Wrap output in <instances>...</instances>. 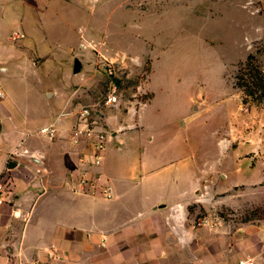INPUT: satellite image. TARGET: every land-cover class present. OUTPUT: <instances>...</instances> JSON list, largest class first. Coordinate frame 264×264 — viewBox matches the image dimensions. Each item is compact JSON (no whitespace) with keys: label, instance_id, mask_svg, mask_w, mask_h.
<instances>
[{"label":"rangeland","instance_id":"obj_1","mask_svg":"<svg viewBox=\"0 0 264 264\" xmlns=\"http://www.w3.org/2000/svg\"><path fill=\"white\" fill-rule=\"evenodd\" d=\"M16 2L5 50L15 64L0 73V175L34 161L29 142L49 143L38 125L90 105L96 125L124 139L105 156L110 175L201 176L185 208L193 240L157 264H239L263 251L264 101L244 103L236 76L250 54L264 72V0ZM110 66L118 102L105 105Z\"/></svg>","mask_w":264,"mask_h":264},{"label":"crops","instance_id":"obj_2","mask_svg":"<svg viewBox=\"0 0 264 264\" xmlns=\"http://www.w3.org/2000/svg\"><path fill=\"white\" fill-rule=\"evenodd\" d=\"M16 6V0H0V64L3 55L9 56L4 60L9 62L8 66H0V73L4 69V74L14 66L10 64H15L12 56L17 54L5 52L11 47L8 38ZM59 115L54 122L38 125L39 131L57 124L59 134L52 139L47 137L49 143L41 147L29 142L34 161L17 163L10 173L3 174L11 185L0 205V264L36 260L51 264H157L175 255L174 248L193 240L184 222L185 208L193 201L200 175L196 179L193 175L184 179L175 176L169 183L157 181L154 175L140 181L133 179V183L127 176L114 177L107 171L105 156L112 146L118 147L124 141L114 133L102 165L94 168L109 181L112 198L75 192L70 185V173L81 166V158L88 152L83 145H74L69 134L68 142L61 139L66 124L64 119L59 120ZM16 140L14 148L18 150L23 145ZM141 164L144 168L150 166L148 161ZM136 185L138 191H134ZM179 228L185 231L186 239L172 234L179 233ZM249 257L255 264H264V250Z\"/></svg>","mask_w":264,"mask_h":264},{"label":"built area","instance_id":"obj_3","mask_svg":"<svg viewBox=\"0 0 264 264\" xmlns=\"http://www.w3.org/2000/svg\"><path fill=\"white\" fill-rule=\"evenodd\" d=\"M113 75V68L110 66L105 105H114L118 102V81ZM3 97L4 93L0 89V98ZM65 116L72 120L68 129L70 141L74 145H83L88 152L83 154L81 166L70 173L69 181L73 191L99 193L104 198H112V188L109 181L101 172L94 171V168H99L102 165L112 135L96 125V121L93 120V108L90 105H84L77 110L66 105L59 115V120H63ZM38 133L52 139L59 134V128L57 124H51L40 128ZM10 185L11 182L0 175V205L5 202V194ZM25 264H51V262L36 260ZM239 264H255V262L252 259L242 258L239 260Z\"/></svg>","mask_w":264,"mask_h":264},{"label":"trees","instance_id":"obj_4","mask_svg":"<svg viewBox=\"0 0 264 264\" xmlns=\"http://www.w3.org/2000/svg\"><path fill=\"white\" fill-rule=\"evenodd\" d=\"M236 78V85L245 94L244 103L249 98L255 101H264V72L257 66L254 54L248 56L246 63L239 69Z\"/></svg>","mask_w":264,"mask_h":264},{"label":"water","instance_id":"obj_5","mask_svg":"<svg viewBox=\"0 0 264 264\" xmlns=\"http://www.w3.org/2000/svg\"><path fill=\"white\" fill-rule=\"evenodd\" d=\"M80 66H81V63H80L79 59H75L74 68H73L75 73H78L80 71ZM16 166H17V162L16 161H10L9 164H8V168L9 169H12V168H14Z\"/></svg>","mask_w":264,"mask_h":264}]
</instances>
